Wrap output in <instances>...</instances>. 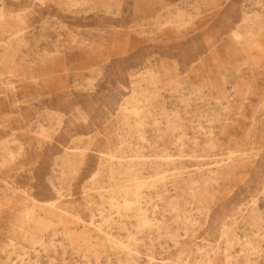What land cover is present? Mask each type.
Segmentation results:
<instances>
[{
    "label": "rangeland",
    "instance_id": "obj_1",
    "mask_svg": "<svg viewBox=\"0 0 264 264\" xmlns=\"http://www.w3.org/2000/svg\"><path fill=\"white\" fill-rule=\"evenodd\" d=\"M161 1V17L143 20L134 0H0V264H245V253L264 264V36L251 31V46L232 36L242 10L264 0ZM124 100L133 108L119 113ZM15 108L33 118L28 127ZM120 142L165 173L96 171ZM61 150L82 158L74 171ZM172 173L175 186L143 185ZM56 191L70 214L61 223L9 202ZM27 207L28 236L46 227L44 245L20 234L12 214Z\"/></svg>",
    "mask_w": 264,
    "mask_h": 264
},
{
    "label": "bare ground",
    "instance_id": "obj_2",
    "mask_svg": "<svg viewBox=\"0 0 264 264\" xmlns=\"http://www.w3.org/2000/svg\"><path fill=\"white\" fill-rule=\"evenodd\" d=\"M134 2H136V5H137V8L135 9L136 12L138 13V16L143 20L144 19H153V20L159 19L161 17V12L159 10L170 6V4L163 3L161 0H134ZM186 4L187 3H183V5H186ZM176 8H178V7H176ZM200 26H198V27H200ZM232 30L234 31L232 33V36L234 37V39H233L234 42H236L238 44L246 43L247 46H251L253 43V39L251 40L250 38H247V35L249 33H251V31H256L257 33H261L262 36H264V5L262 4V6L260 7L259 10H250L248 12H244L242 10V17L240 19V22ZM5 43L6 42H3L2 44H5ZM195 59H196V56L193 57L188 62V64H191V62L195 61ZM147 61L148 60H146L144 62V64H143L144 67L147 66L146 65ZM165 72H166V70H164L163 75L165 74ZM147 77H148V80L146 81V85H148V84L152 85L151 88L155 89V84L158 82V79L150 73L147 74ZM153 89L151 91L148 88H145L143 94L144 95L146 94L147 97L152 96ZM134 91L140 92L137 89H134ZM127 105H130V107L133 108V106H131V104L129 103L128 100H124L119 105L121 108V109H119V113L127 110L128 109ZM157 107L161 110L162 113L165 114V109L161 105L157 104ZM19 109L20 108L13 109V111H15L16 113L18 112V118L16 120L17 126L26 128L30 125L33 118H29V116H26L25 114L19 113V111H20ZM103 123L104 122L97 120V121H93L91 123H83L81 125V127L85 131H88L91 128H93L94 125H99V124L102 125ZM69 124H70V126L67 128V130H65V133H63V135L65 136V138L67 137V143H73L75 140H78L77 139L78 137L76 138L78 131H77V128H73V126H71V125H73V122H70ZM102 142H106V141H104V139H103ZM121 143L122 142H120V144H118L116 149H108L107 153H105V156H102V155L97 156L98 166L95 169L96 171L101 172L103 174H108L110 177H115V178L117 177L118 180H122L123 176H125V175H134L135 176V175L140 174L141 170L144 168V166H148L149 168L153 169L155 176H158V175H161L162 173H165L166 170L164 171L161 169L163 164H161L159 162L154 161V162L149 163L147 161H141V160L137 159V157H132L130 155L124 154L126 151H129V152L132 151V147L129 146V144H121ZM49 151H50V148L47 150V152H49ZM62 152H63L62 156L59 159L61 167L64 169H67L69 171L70 170L74 171L75 168L79 166L80 161H82V158H78L76 156V154H70L66 150H63ZM165 164H167V163H165ZM175 176H176L175 173H172L169 175H165L164 177L157 180V182H154V183L152 182L151 184H147L144 182L143 185H150L152 187H155L157 184H160V186H162L164 188L165 181L169 179V180H173L172 185L175 186L177 184V182L175 180ZM55 178H57V175L55 176ZM261 188H263V191H264V182L259 187L260 190H261ZM120 189L126 190L128 192V190H130V187H124L123 188L120 186ZM19 194L20 195L12 196L14 198H10L9 202L16 201L17 198H20L21 200H24L27 204H31L32 207H37V209H44L48 212H51L54 215V217L56 218V221H58L57 223H61V221L64 218H66L67 215H70L69 211L67 209H65L64 206H62L61 201H60L62 198H61V195L58 194V191H56L54 193V197H52L48 200H44V201H38V200L34 199V197L32 195L27 194V193L19 192ZM103 200H105V199H103ZM108 200H110V199H108ZM241 202H242V200L235 204V206H236L235 209H237V211L241 205ZM109 204H111V203L109 202ZM28 208L29 207H27L26 209H16L15 211H13V214H12L13 218H15V219L20 218L21 219V222L23 224L21 226L22 228H21L20 234L23 238L24 237H26V239L29 238V241L31 242L30 245H34L36 243H40V244L44 245L43 237H45L46 227L44 230L42 229V233L40 232L36 236H34L35 234L28 236V232H29L28 231V228H29L28 223H29V220H31L30 210ZM250 209L252 210V207ZM249 216L252 218L253 224L257 222V219H256L255 215H253L252 212L249 214ZM72 217H73V219L71 220V223H77V221L79 219L76 216H72ZM51 223L49 224V222H48L47 225H49V226L53 225ZM253 224H250V225H253ZM63 228H65V227H63ZM220 230L218 231V234H216V238L220 239V241H222V240L225 241L226 240L225 235H226V231H227L226 227L224 226L222 229L220 228ZM66 235L68 236L69 243L73 244L74 243L73 232H70V231L68 233L66 232ZM9 239L11 241L14 240V238L12 236L11 237L9 236ZM108 242L110 243V247L112 248L114 243L110 242V240ZM245 243H247V240H245ZM113 247H114L113 250L119 248V246L115 245V244ZM251 254L252 253H248V254L245 253L244 254L245 264H247L250 261L249 256ZM213 260H214V258H207L206 263L210 264V262H212ZM2 264H7V263L3 262ZM120 264H122V263L120 262ZM123 264H126V262L124 261ZM186 264H190V262L187 261Z\"/></svg>",
    "mask_w": 264,
    "mask_h": 264
}]
</instances>
